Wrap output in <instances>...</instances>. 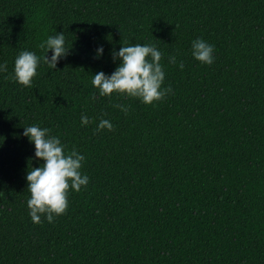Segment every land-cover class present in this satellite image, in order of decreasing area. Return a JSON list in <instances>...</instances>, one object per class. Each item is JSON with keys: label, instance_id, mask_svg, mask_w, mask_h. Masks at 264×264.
Here are the masks:
<instances>
[{"label": "trees", "instance_id": "obj_1", "mask_svg": "<svg viewBox=\"0 0 264 264\" xmlns=\"http://www.w3.org/2000/svg\"><path fill=\"white\" fill-rule=\"evenodd\" d=\"M56 32L66 58L17 84V54L42 57ZM198 37L214 45L211 65L191 56ZM137 43L162 52L172 91L153 104L100 96L93 74H111V52ZM5 61L0 264H264V0H0ZM100 119L113 130H97ZM32 124L83 153L90 178L52 223L27 207L26 173L42 163L23 135Z\"/></svg>", "mask_w": 264, "mask_h": 264}, {"label": "clouds", "instance_id": "obj_2", "mask_svg": "<svg viewBox=\"0 0 264 264\" xmlns=\"http://www.w3.org/2000/svg\"><path fill=\"white\" fill-rule=\"evenodd\" d=\"M40 48L45 51L42 57L29 50H22L15 57L11 78L17 84L31 87L41 62L46 63L50 69H56L58 62L66 58L70 49L66 46L64 32L47 36ZM49 51L50 57L46 55ZM103 55V45H98L95 58L100 59ZM111 55L114 63L119 61L115 70L111 74L99 71L92 76L91 84L100 96L116 93L137 98L144 104H153L172 91L170 86H163L166 73L161 64L162 52L155 45L122 44ZM191 56L202 64L211 65L215 59L214 45L198 37L191 43ZM169 63L177 64L174 55L169 57ZM178 67L184 69L183 61L178 62ZM7 71V62L0 63V73ZM91 98L96 99L95 95ZM116 107L125 113L128 111L127 105L118 104ZM90 122L88 116L80 117L82 127ZM96 129L112 131L113 124L108 119H100ZM23 135L34 145V156L31 159L42 161L39 167L31 166L26 173L30 193L27 200L29 216L37 224L41 223L42 216L52 223L55 216L62 215L67 210L69 190L78 192L89 183L90 178L81 171L85 156L75 146L66 151V145L58 136L52 135L47 127L28 125L25 126Z\"/></svg>", "mask_w": 264, "mask_h": 264}]
</instances>
